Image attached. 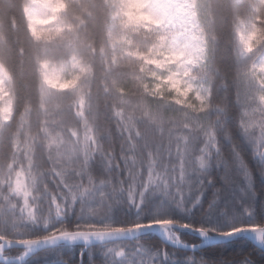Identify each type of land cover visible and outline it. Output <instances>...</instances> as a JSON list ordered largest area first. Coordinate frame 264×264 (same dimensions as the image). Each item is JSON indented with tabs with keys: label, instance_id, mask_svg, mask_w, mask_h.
<instances>
[{
	"label": "snow or ice",
	"instance_id": "6c2138e0",
	"mask_svg": "<svg viewBox=\"0 0 264 264\" xmlns=\"http://www.w3.org/2000/svg\"><path fill=\"white\" fill-rule=\"evenodd\" d=\"M0 264H264V0H0Z\"/></svg>",
	"mask_w": 264,
	"mask_h": 264
},
{
	"label": "trees",
	"instance_id": "16d2710c",
	"mask_svg": "<svg viewBox=\"0 0 264 264\" xmlns=\"http://www.w3.org/2000/svg\"><path fill=\"white\" fill-rule=\"evenodd\" d=\"M186 239H190V238L186 237Z\"/></svg>",
	"mask_w": 264,
	"mask_h": 264
}]
</instances>
